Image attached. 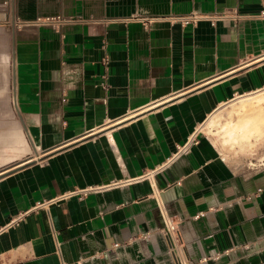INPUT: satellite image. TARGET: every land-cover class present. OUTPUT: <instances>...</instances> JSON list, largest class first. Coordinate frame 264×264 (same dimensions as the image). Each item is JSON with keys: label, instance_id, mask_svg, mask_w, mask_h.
<instances>
[{"label": "crops", "instance_id": "crops-1", "mask_svg": "<svg viewBox=\"0 0 264 264\" xmlns=\"http://www.w3.org/2000/svg\"><path fill=\"white\" fill-rule=\"evenodd\" d=\"M260 9L0 0V171L13 166L0 177V264H264V159H229L203 128L264 91ZM235 10L248 16L174 19ZM55 14L75 20L35 22Z\"/></svg>", "mask_w": 264, "mask_h": 264}, {"label": "rangeland", "instance_id": "rangeland-1", "mask_svg": "<svg viewBox=\"0 0 264 264\" xmlns=\"http://www.w3.org/2000/svg\"><path fill=\"white\" fill-rule=\"evenodd\" d=\"M258 108L264 109V91L232 101L204 124V131L229 159L249 164L258 163L264 159V138L249 145L245 141L244 147L239 143L228 147V141L235 137L237 122ZM262 112L264 114L263 110Z\"/></svg>", "mask_w": 264, "mask_h": 264}, {"label": "built area", "instance_id": "built-area-1", "mask_svg": "<svg viewBox=\"0 0 264 264\" xmlns=\"http://www.w3.org/2000/svg\"><path fill=\"white\" fill-rule=\"evenodd\" d=\"M5 4H9V1H6ZM246 16L248 15L240 13L239 11L235 10L233 12H218V13H212V14H201L197 12H192L187 15L174 17V19H178L183 24L195 23L200 20H208L211 23L215 24L217 21H220L223 19H232V20L238 21V20L243 19ZM255 16L257 18L264 19V0H261V9L258 13H256ZM74 20L75 19L72 17H66L61 14H55V15H44V16L38 17L35 20V22L37 24L48 25L54 28H60L62 25L67 24ZM187 145L188 144L183 145L182 147H179L176 154L178 155L179 153L187 150L188 149ZM91 190L93 189L88 188V189H81V190H77L73 192L85 195L87 192ZM158 207L164 219V224H165L164 231L168 235L169 233H172V231L174 230V225L172 223V220L169 214L166 212V209L163 206H161L160 203L158 204ZM179 264H187V262L180 261Z\"/></svg>", "mask_w": 264, "mask_h": 264}, {"label": "bare ground", "instance_id": "bare-ground-1", "mask_svg": "<svg viewBox=\"0 0 264 264\" xmlns=\"http://www.w3.org/2000/svg\"><path fill=\"white\" fill-rule=\"evenodd\" d=\"M236 127L235 137L231 138L230 143L241 141L245 144L246 141L248 145L252 144L264 135V114L261 111H250V114H246Z\"/></svg>", "mask_w": 264, "mask_h": 264}, {"label": "water", "instance_id": "water-1", "mask_svg": "<svg viewBox=\"0 0 264 264\" xmlns=\"http://www.w3.org/2000/svg\"><path fill=\"white\" fill-rule=\"evenodd\" d=\"M38 156H39V155H38ZM32 160H33V157L28 158V159L22 161L21 163H18L17 165H14V166H18V167H14V168H21V167L25 166L26 164H28L29 162H32ZM10 168H13V166L10 167ZM10 168L5 169V170H3V171H0V177L4 176V175L6 174L5 172H8V171H6V170H10Z\"/></svg>", "mask_w": 264, "mask_h": 264}]
</instances>
